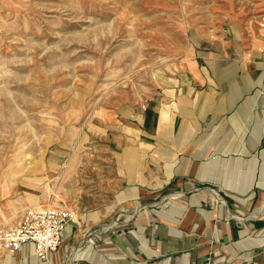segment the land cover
<instances>
[{"label":"rangeland","instance_id":"1","mask_svg":"<svg viewBox=\"0 0 264 264\" xmlns=\"http://www.w3.org/2000/svg\"><path fill=\"white\" fill-rule=\"evenodd\" d=\"M233 31L264 41V0H0V227L33 205L104 203L127 121ZM197 189L231 218L250 216ZM158 190L145 207L184 196ZM114 219L99 226L132 218Z\"/></svg>","mask_w":264,"mask_h":264},{"label":"crops","instance_id":"2","mask_svg":"<svg viewBox=\"0 0 264 264\" xmlns=\"http://www.w3.org/2000/svg\"><path fill=\"white\" fill-rule=\"evenodd\" d=\"M231 36L127 121L112 152L116 189L75 210L78 224L66 226L57 252L43 260L26 242L0 250V264H264V41ZM201 184L250 216L231 218ZM158 188L184 196L145 207ZM115 216L132 219L101 229Z\"/></svg>","mask_w":264,"mask_h":264},{"label":"built area","instance_id":"3","mask_svg":"<svg viewBox=\"0 0 264 264\" xmlns=\"http://www.w3.org/2000/svg\"><path fill=\"white\" fill-rule=\"evenodd\" d=\"M75 210L52 204L26 207L11 226L0 227V250L15 252L26 242L34 244L37 257L48 260L60 249L67 225L78 224Z\"/></svg>","mask_w":264,"mask_h":264},{"label":"bare ground","instance_id":"4","mask_svg":"<svg viewBox=\"0 0 264 264\" xmlns=\"http://www.w3.org/2000/svg\"><path fill=\"white\" fill-rule=\"evenodd\" d=\"M71 260H72V257L69 259V261H71ZM69 261H68V262H69ZM66 264H67V263H66Z\"/></svg>","mask_w":264,"mask_h":264}]
</instances>
